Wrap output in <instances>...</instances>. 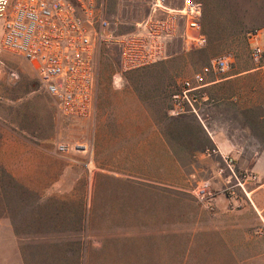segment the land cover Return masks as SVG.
Returning a JSON list of instances; mask_svg holds the SVG:
<instances>
[{"label":"crops","instance_id":"crops-1","mask_svg":"<svg viewBox=\"0 0 264 264\" xmlns=\"http://www.w3.org/2000/svg\"><path fill=\"white\" fill-rule=\"evenodd\" d=\"M170 61L146 69L151 79L96 88L87 174L33 143L25 113L0 111V264H264V129L241 121L255 119L264 80L253 64L224 73L202 88L197 115L170 116L183 73ZM225 154L257 182L250 202L237 191L207 208L191 187L216 188Z\"/></svg>","mask_w":264,"mask_h":264},{"label":"built area","instance_id":"built-area-1","mask_svg":"<svg viewBox=\"0 0 264 264\" xmlns=\"http://www.w3.org/2000/svg\"><path fill=\"white\" fill-rule=\"evenodd\" d=\"M202 5L197 0H181L169 5L166 0H150L149 14L136 21L131 31L114 34L96 0H0V51L22 58L36 76L42 90L52 98L58 113L71 123L92 120L95 105L96 71L104 48L118 50L121 72L139 69L166 58L169 51L201 48L206 36L201 27ZM260 34L249 32V58L264 77V48ZM229 53L211 58L198 70L177 82L170 95L167 114L197 115L202 88L226 73L231 64ZM16 79L13 70H7ZM208 77H211L209 79ZM84 153L88 169L91 141L53 144V154L67 158L71 151ZM216 169L219 185L206 180L191 187L195 198L212 208L216 194L230 198L239 191L247 199L249 184L257 182L250 169H237L231 156H221ZM264 190V182L261 184Z\"/></svg>","mask_w":264,"mask_h":264},{"label":"rangeland","instance_id":"rangeland-1","mask_svg":"<svg viewBox=\"0 0 264 264\" xmlns=\"http://www.w3.org/2000/svg\"><path fill=\"white\" fill-rule=\"evenodd\" d=\"M101 6L104 17L110 22V29L114 34H123L132 30L136 21L149 14L150 0H96ZM202 5L201 27L206 36V44L197 49L180 51L179 43L174 45L178 52L169 51L165 60L181 66L183 73L176 80L188 76L198 70L211 58L222 54H231L232 61L227 74L244 69L253 64L249 58L247 36L249 32L257 31L260 34V45L264 48V0H197ZM176 53V54H175ZM164 59L153 64L163 62ZM264 61V56L262 57ZM153 64L121 72L118 63V50L115 47L104 48L98 60L96 71V88L107 85L116 86L124 79H151L152 74L144 71ZM7 70L17 74L16 79L7 76ZM264 80L261 71H257ZM163 74L166 83L171 80L169 71L157 72ZM157 76V79H158ZM264 82V81H263ZM256 117L247 119V111L242 123L254 122L258 130L264 129V84H257ZM0 111H16L26 114L30 120L31 140L36 144L50 146L53 154V144L57 140L65 142L90 141V122L71 123L58 113L54 101L40 87L38 80L29 65L19 56L6 51H0ZM226 115L230 110L225 108ZM230 112L234 113V110ZM242 115V116H243ZM260 116L262 118H260ZM88 124V126H82ZM27 126V125H26ZM247 139L239 138V143L246 145ZM251 142V140H249ZM257 147L264 144V135H256ZM83 156V157H81ZM82 152L71 151L67 158H60L65 164L81 165L87 174L82 162L85 159ZM84 158V159H83ZM82 161V162H80ZM80 166V167H81ZM81 167V168H82ZM88 168L91 165H87Z\"/></svg>","mask_w":264,"mask_h":264}]
</instances>
